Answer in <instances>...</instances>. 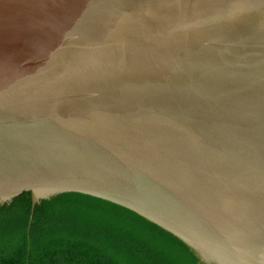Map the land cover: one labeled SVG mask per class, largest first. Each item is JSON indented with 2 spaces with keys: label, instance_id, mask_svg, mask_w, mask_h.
Instances as JSON below:
<instances>
[{
  "label": "water",
  "instance_id": "95a60500",
  "mask_svg": "<svg viewBox=\"0 0 264 264\" xmlns=\"http://www.w3.org/2000/svg\"><path fill=\"white\" fill-rule=\"evenodd\" d=\"M24 192L264 264V0H0V205Z\"/></svg>",
  "mask_w": 264,
  "mask_h": 264
},
{
  "label": "trees",
  "instance_id": "16d2710c",
  "mask_svg": "<svg viewBox=\"0 0 264 264\" xmlns=\"http://www.w3.org/2000/svg\"><path fill=\"white\" fill-rule=\"evenodd\" d=\"M0 264H198L178 237L137 212L67 192L0 205Z\"/></svg>",
  "mask_w": 264,
  "mask_h": 264
}]
</instances>
